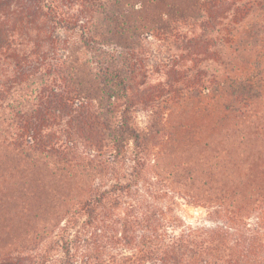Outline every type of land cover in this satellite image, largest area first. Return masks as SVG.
I'll use <instances>...</instances> for the list:
<instances>
[{
  "label": "trees",
  "instance_id": "trees-1",
  "mask_svg": "<svg viewBox=\"0 0 264 264\" xmlns=\"http://www.w3.org/2000/svg\"><path fill=\"white\" fill-rule=\"evenodd\" d=\"M217 1L222 6L227 0ZM233 1L235 5L246 1L251 8L257 6L264 11V0ZM185 2L0 0V150L16 151L23 157L21 162L3 152L0 185L4 186L8 181L9 185L12 184L22 164L38 168L34 158L42 155L96 174L98 168L103 170L122 160L134 164L126 181L117 180L109 190L101 191L100 186L87 190L88 196L79 208L62 221L65 223L56 241L60 255L45 252L42 264L131 263L127 256L116 258L112 263L104 260L96 253L93 243L112 232L113 243L130 247L135 244L136 237L132 233L128 236V231L142 220L137 218L134 224L131 221L115 222L109 226L102 218L103 211L108 208V203L112 207L123 204L121 199L127 197L122 196L133 191L142 173L140 165L151 155L156 159L159 155L163 159L172 156L165 147L173 136L166 135L165 125L153 119L144 129L136 124L133 112L137 101L132 96L130 75L117 63L120 53L117 56L116 52L120 43L110 39L118 36L123 40L125 32L133 35L141 26L149 25L151 34L154 31L162 34V30L171 29L174 24V30L179 31L186 19H197L195 12L183 10ZM207 2L198 0L200 7H208ZM160 11L163 12L159 15ZM79 49L95 54L92 65L97 70V90L87 87L85 80L78 76L82 72L74 65L76 62L72 56ZM263 57L258 63H252V72L248 70L252 65L237 67L212 92L206 89L201 93L205 102H219L218 113L222 116L219 134L214 142L199 139L206 151H214L216 155L212 160L217 162L203 160L206 165L202 163L200 176L209 181L203 180L197 185L179 183L181 192L201 201L198 203L211 209V218L222 220L224 224L213 229L201 228L180 236H168L165 229L162 230L166 222L161 218L154 220L147 226L151 235H141L154 243L148 250L138 243L134 246L135 255L143 256L139 259L140 264H144V260L151 264H264V252L257 248L262 234L243 226L244 214L256 212L260 219L264 214V191L260 187L257 192L255 188L250 191L244 181L245 165L256 158H264L263 126L254 124L255 130L252 131L251 126L236 121L237 117L231 120L230 116L233 113L245 116L246 111L242 108H250L252 100L261 98L264 90ZM148 108L145 104L144 110L149 112ZM6 110L10 112L4 116ZM57 133L61 136L56 137ZM82 146L89 152L82 151ZM102 156L106 157L99 159L96 165L95 160ZM29 169L21 170L24 173ZM197 171L186 175L194 180L196 178L192 176ZM176 176L182 177L183 174L170 172V177ZM18 177L13 183L15 191L11 196L15 202L21 200L25 203L36 194L44 197L51 189L44 190L42 176L37 179L20 174ZM8 189L10 187L5 190ZM257 194L259 196L255 198ZM109 195L113 196L111 202L107 201ZM251 200L258 202L253 210L248 206ZM34 219L40 221L36 216ZM41 222L34 223V226ZM33 230L19 234L0 233V264H20L23 255L34 258V250L51 232Z\"/></svg>",
  "mask_w": 264,
  "mask_h": 264
},
{
  "label": "rangeland",
  "instance_id": "rangeland-1",
  "mask_svg": "<svg viewBox=\"0 0 264 264\" xmlns=\"http://www.w3.org/2000/svg\"><path fill=\"white\" fill-rule=\"evenodd\" d=\"M199 5L198 0H186L183 10L195 12L197 19H186L180 25L179 31L174 30V24L171 29L164 27L166 31L162 30V34L155 31L151 34L149 25L141 26L133 35H126L125 32L123 40L118 36L110 39L120 43L116 52L117 56L120 53L117 63L128 70L130 75L132 96L137 101L133 112L136 124L144 129L153 119L165 125L163 128L166 135L173 136L165 147V151L172 156L163 159L159 155L160 158L156 159L151 155L140 165L142 173L133 191L122 196L127 197L121 199L123 204L112 207L108 203L106 206L108 208L102 215L109 226L115 222L133 223L138 220L137 218L141 219L140 226L133 223V230L128 231V236H131V233L135 235V244L138 243V246L147 250L154 242L150 243L149 239L141 238V235H151V230H148L147 226L155 222L154 220L161 218L164 223L166 222V227L163 226L162 230L164 228L168 236H180L201 228L213 229L224 224L222 220L211 218V209L198 203L201 201H195L181 192L179 183L197 185L200 181H209L210 179L200 176L199 170L204 163L206 165V161L203 163V160L209 159L214 164L217 162L215 159L212 160L216 155L214 151H206L199 139L214 142L219 134V119L222 117L218 113L219 102L213 100L210 103L205 102L201 93L206 89L212 92L219 82L233 74L232 70H237V67L243 68L247 64L249 66L252 63L256 64L264 55V11L260 7L251 8L246 1L235 5L233 0H227L222 6L217 0H208V7ZM161 12L163 11H160L159 15ZM104 29L107 30L108 25ZM107 38H110L109 35ZM125 44H129L130 47ZM94 56L95 54L86 49H79L73 54L72 60H75V66L80 67L82 73L78 76L85 80V85L97 90L99 87L96 80L97 70L96 66L92 65ZM262 60L264 71V57ZM248 70L252 72L254 66ZM211 97L209 98L212 99ZM145 104H148L149 112L144 110ZM242 109L246 111V115L240 117L238 113H233L230 115L231 120L237 117L236 121L245 122L251 126L252 131L255 130L254 124L261 123L263 133L264 90L260 99L252 100L250 108ZM9 112L6 110L4 116ZM59 136L61 134L57 133L56 137ZM81 150L89 152L83 146ZM3 152H7L8 157H14L21 162L23 160L18 152L12 150H0V158L5 155ZM106 156L97 158L96 165L99 164V159ZM34 160H37L38 168L33 169L31 165L24 167L21 163V169H30L24 173L19 169L16 180L20 174L26 175V178L39 179L42 176L44 190L48 191L51 187L49 195L43 197L36 194L25 203L21 200L15 202L11 196L15 191L13 183L16 180L10 185L9 181L4 186L0 185V233L19 234L33 229L51 232V235L34 250L36 251L32 255L34 258L30 259V256L23 255L19 259L23 260L20 264H42V255L45 252H51L53 256L60 255L56 241L65 223L62 221L70 212L79 208L80 203L88 196L87 190L90 191L94 186H100L101 191L109 190L117 180L126 181L134 165L133 162L122 160L109 165V168L104 167L103 170L98 168L99 173L96 174L51 156H36ZM169 162L170 164H167ZM245 166L247 172L244 181L248 189L252 191L255 188L257 192V188L260 187L264 191L262 189L264 158H256ZM195 169L198 171L193 173L192 178L197 180H192L186 174L194 172ZM170 172H177L183 176L170 177ZM9 187L10 189L6 191L5 189ZM32 192L35 194L34 190ZM52 194H55V198ZM258 196L259 194L255 195V198ZM48 197L52 198L47 199ZM111 200L113 196L109 195L107 201ZM248 206L253 210L258 206V202L251 200ZM35 216L40 221L34 219ZM38 222L41 224L34 226V223ZM243 223L248 230L255 229L262 234L257 248L264 252V214L261 219L256 212L251 215L244 214ZM109 234H106L103 240L93 243L97 254L111 263L116 261V258L127 256L131 258V263L127 261V264H140L139 259L143 256L139 258L135 255V244L121 247L120 243L118 245L113 243L111 239L114 237L113 233ZM262 260L264 261V253ZM143 262L151 264L145 260Z\"/></svg>",
  "mask_w": 264,
  "mask_h": 264
}]
</instances>
